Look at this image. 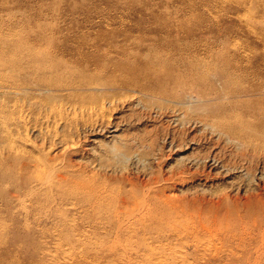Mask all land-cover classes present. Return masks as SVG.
Instances as JSON below:
<instances>
[{"label": "rangeland", "instance_id": "1", "mask_svg": "<svg viewBox=\"0 0 264 264\" xmlns=\"http://www.w3.org/2000/svg\"><path fill=\"white\" fill-rule=\"evenodd\" d=\"M33 38L49 40L37 45L39 51L53 48L54 42L56 48L63 44L64 61H77L86 54L107 62V68L101 61L102 66L89 65V71L100 72L104 79L115 69L123 75L128 65L151 60L187 71L211 68L215 73L210 82L221 85L224 79L217 72L231 69L225 62L244 65L252 60L257 75L243 79L228 72L231 80L264 84V0H0V46ZM116 62L122 66L115 67ZM110 88L82 90L81 95L89 96L87 101L98 94L104 103L105 110L96 113L81 110L77 93L67 98L60 91L48 92L57 112L39 113L40 117L29 114L26 104L24 111L15 105L14 99L22 93L11 94L9 100L0 92V176L14 144L46 161L57 155L53 168L67 176L61 192L50 199H45V191L50 185L56 187L53 175L41 186L39 198L26 196L8 205L3 197L9 186L0 177V264H152L149 259L159 257L156 250L163 264H264L259 240L235 256L224 249L219 258L209 259L207 249L199 247L198 254L195 244L187 247L170 228L159 234L160 222L175 224L193 198L213 200L222 192L233 197L259 190L264 163L249 171L236 154V142L190 119L199 110L195 99L181 107L139 85ZM69 100L71 106L66 104ZM186 108L190 120H183ZM80 181L86 182L83 188L78 187ZM159 189L175 197V205H158ZM119 190L131 193L134 211L124 221L136 229L139 242L134 246L140 249L139 255L122 261L101 257L100 252L111 244L126 247L125 237L120 243L113 241V234L109 238L102 232L108 222L92 224L81 211L90 202L114 207L113 196ZM152 209L150 215H167L160 214V221L152 222L150 215L147 218ZM78 236L84 238L75 242ZM149 246L144 259L140 252Z\"/></svg>", "mask_w": 264, "mask_h": 264}, {"label": "bare ground", "instance_id": "2", "mask_svg": "<svg viewBox=\"0 0 264 264\" xmlns=\"http://www.w3.org/2000/svg\"><path fill=\"white\" fill-rule=\"evenodd\" d=\"M40 40L41 43H39ZM48 41L45 38H33L30 42L24 40V42H12L6 47L0 46V92L3 93V97L8 95L9 100L11 94L22 93L23 97L18 96L14 99L15 105L21 106V110L24 111L26 108L31 115L48 111L46 116H49V111H51L53 116L57 110L49 102L50 96L47 93L60 91L67 98H71L73 93H77L82 104L81 110L86 109L96 113L105 110L104 103L99 100L98 94H93V100L87 101L89 96L85 93L81 95L82 90L97 91L109 87L139 85L140 88L159 93L165 99H172L176 106L182 107L188 99H195L199 110L195 111L190 119L204 122L215 133L226 135L229 141L236 142L239 147L236 154L239 155L241 164L246 165L249 171L256 170L258 165L264 163V84L259 83L257 86H251L248 83L240 82V80H231L232 75L228 74V72H232L243 79L247 74L257 75L252 60L244 65L230 60L225 62L224 66L231 69L223 68L225 71L221 74L217 72L224 79L221 85L210 82L209 78L215 73H212L211 68L201 71L202 69L199 67H194L195 71L193 68H189L187 71V68L176 69L168 65L153 63L151 60H144L140 66L137 64L128 65L125 72L122 71L123 75L117 74L115 69L111 72V77L104 79L100 72L89 71V65H95V68L102 66L100 63L102 60L83 54L80 60L73 59L75 62L71 58H66L64 61L62 58L66 51L63 44L56 48L54 44L56 42H54L53 48L39 51L40 48L37 45L46 44ZM10 50L14 55H9ZM102 63L104 68L109 65L107 62ZM114 66L121 67L122 64L116 62ZM21 100H24L23 104L20 103ZM25 104L28 105V108H24ZM66 104L71 106L70 100ZM1 106L2 103H0V108ZM216 107L217 111L213 113V109ZM72 108L77 107L72 105ZM183 111V120H187L188 109ZM61 112L59 110L58 114L62 118ZM56 156L50 157L46 161L43 156L33 157L26 148L17 144L10 145L8 158H11V163L9 164L10 161H8L3 176H0L9 186L8 195H4L3 201L8 205L12 204L14 199H22L26 196L39 198L41 186L45 185L52 175L56 176L54 182L56 187L52 185L46 187L45 199L56 196V193L59 194L62 188L61 183L66 180L67 176L58 168H53ZM85 183V181H80L78 187L83 188ZM258 187L261 188L252 190L248 195L243 196L232 197L230 194L222 192L219 193L218 199L209 200L202 196L193 198L188 209L182 208L185 211L179 215L180 220H175L177 221L175 224L172 222L169 226L167 221L160 222L159 234L165 228H170L179 240L187 244V247L195 244L198 251L199 247L207 249V254H211L209 259L219 258L221 250L224 249L235 256L239 249H247L254 242L259 243L260 241V247L264 248V183ZM159 190L158 195L161 193V197L157 201L158 205L174 201L175 197L168 195L165 189ZM121 192L122 196H119ZM115 194L117 195L113 196L114 207L105 205L102 208V205L97 206L94 202H90L86 206L83 205L81 211L84 213V218L88 217L92 224L96 225L98 221L108 222L109 226L103 224L102 232L109 233V238H112L113 234V241L116 240L115 242L120 243L119 241H122L120 238L125 237L123 241H126V247L120 248L118 245L111 244L100 252L101 257H116L122 261L125 258H131L132 255H139L140 249H136L134 246L136 241L139 242V239L136 237V229L133 230L132 226H128L124 221L126 215H130V212L134 211V205H130L131 193L130 195L124 194V191L119 190ZM170 207L172 208V205ZM105 210L111 213L107 214L108 212ZM151 211L155 212L153 209L150 210L147 218ZM169 213L171 214L170 211ZM160 214L167 215L160 212L154 214L155 216L150 215L149 219L158 222L161 219L159 218ZM144 217L145 215L142 218L138 217V220L142 221ZM256 233H260L261 238ZM84 234L83 232L81 235L84 236ZM105 236L103 237L105 238ZM83 238L78 236L75 242ZM81 246L83 245L81 244ZM257 248H259V244ZM150 249L151 247L147 250L143 248L140 255L144 256V259L148 258L147 251ZM144 250H146L145 253ZM156 253L159 257L153 261L149 259L150 263L163 264L161 252L156 250ZM197 253L199 254L200 251ZM178 263L169 262V264Z\"/></svg>", "mask_w": 264, "mask_h": 264}]
</instances>
